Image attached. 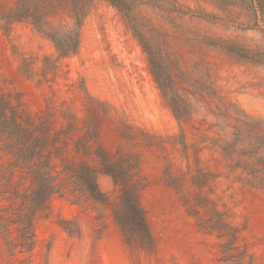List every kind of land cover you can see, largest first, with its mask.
Returning a JSON list of instances; mask_svg holds the SVG:
<instances>
[{
    "label": "rangeland",
    "instance_id": "rangeland-1",
    "mask_svg": "<svg viewBox=\"0 0 264 264\" xmlns=\"http://www.w3.org/2000/svg\"><path fill=\"white\" fill-rule=\"evenodd\" d=\"M17 1L0 0V17ZM128 2L154 64L127 19L108 1L48 0L42 9L52 26L70 27L74 12L83 11L76 53L58 59L52 42L29 20L11 22L6 30L0 21V90L23 116L40 115L48 101L58 116L56 130L71 131L70 147L96 131L106 151L138 159L145 185L140 203L155 249L147 253L127 246L109 209L53 197L38 215L32 254L9 256L0 237V264H223L220 240L200 230L182 204L196 191L190 184L196 157L202 171L215 175L201 195L238 227V246L252 257L251 264H264V191L226 168L221 147L233 137L235 122L218 112L232 103L264 126V66L208 45L226 41L263 50L264 35L249 27L243 11L220 9L218 0ZM44 58L47 69L56 63L54 74L42 70ZM22 59L31 67L29 78L19 71ZM157 67L161 77L172 72V94L188 104L181 124L152 74ZM81 158L96 165L92 156H66L71 164ZM97 180L114 200L111 179L100 174ZM61 221L75 223L79 237L69 235Z\"/></svg>",
    "mask_w": 264,
    "mask_h": 264
},
{
    "label": "trees",
    "instance_id": "trees-1",
    "mask_svg": "<svg viewBox=\"0 0 264 264\" xmlns=\"http://www.w3.org/2000/svg\"><path fill=\"white\" fill-rule=\"evenodd\" d=\"M116 7L127 19L136 37L154 64L151 49L133 25V7L128 0H105ZM48 0H18L17 5L6 12L0 21L4 30L11 22L29 20L33 27L55 47L57 58L63 59L76 53L79 46V27L83 11L74 12L70 27L52 26L45 13ZM220 9L237 7L243 11L251 29L264 35V0H218ZM226 55L254 65L264 66V49L255 50L226 41L208 43ZM48 58L43 59V71H57L55 62L48 68ZM19 71L29 78L31 67L21 60ZM163 96L173 115L181 124L189 110L181 97L172 94L173 75L165 71L163 77L157 69L152 70ZM212 91L207 94L211 98ZM45 110L38 116H23L12 98L0 90V237L9 256L32 254L36 247V221L47 203L58 197L73 204L92 202L109 209L113 221L120 228L127 246L144 250L155 249L145 211L140 203L144 182L140 177V163L120 152L109 153L98 144L96 131L82 140L68 143L71 131L56 130L58 116L47 101ZM187 112V113H186ZM235 124L233 137L225 140L221 156L229 171H239L240 178L250 188L264 191V126L247 116L232 103L219 110ZM186 113V115H184ZM75 121V116L73 117ZM66 129L65 127H63ZM63 129V130H64ZM186 149L184 142L181 143ZM93 145V147L91 146ZM90 151V152H89ZM95 158L96 165L81 158L76 164L67 161V154ZM196 166L190 184L196 190L189 199L182 200L186 212L197 227L220 240V262L223 264H251L252 257L238 246L239 229L217 209L215 202L202 196L215 175ZM109 177L116 189L115 199L103 192L98 175ZM167 186L178 188L170 183ZM60 226L71 236L79 237V227L71 221H61ZM24 264V261H20Z\"/></svg>",
    "mask_w": 264,
    "mask_h": 264
}]
</instances>
